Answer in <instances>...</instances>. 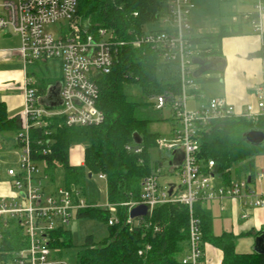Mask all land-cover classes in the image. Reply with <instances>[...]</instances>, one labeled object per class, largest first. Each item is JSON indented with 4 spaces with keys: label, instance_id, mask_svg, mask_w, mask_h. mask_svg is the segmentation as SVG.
I'll return each mask as SVG.
<instances>
[{
    "label": "built area",
    "instance_id": "built-area-1",
    "mask_svg": "<svg viewBox=\"0 0 264 264\" xmlns=\"http://www.w3.org/2000/svg\"><path fill=\"white\" fill-rule=\"evenodd\" d=\"M252 1L253 13L243 17L257 34L262 35L264 1ZM77 7L78 0H0V31L10 30L20 36L19 54L24 64L33 66L56 62L60 65L62 76V105L53 109L41 104L33 82L26 81L25 109L21 131L17 136V163L7 170L13 195L10 200L0 196V242L12 227L21 230L26 242L24 249L13 254L11 264H65L52 256L56 250L50 247L51 234L56 230H65L77 217L78 211L107 209L111 215L109 226H114L120 222L118 207H125L128 208L125 223L133 228L156 208L170 204L186 206L189 210V240L181 264H223V257L212 260L208 255L209 249L205 248L201 222L195 216L194 206L197 203L207 205L240 201L246 209L264 208V193L250 188V184L264 179V172L256 174L250 183L249 177H246L238 183L224 185L221 177L214 174L213 161H208L206 166L200 162V131L215 121L233 119L258 122L264 116V76L263 81L253 88V102L240 112L225 98L204 100L200 85L194 78L198 67L193 60L209 58L211 51L192 43L194 33L189 22L196 4L192 0H167L164 9L167 16L159 21L162 29L137 36L131 45L135 48L150 46L158 52L161 63L173 64L177 70V92L169 88L149 98L154 102L155 110L167 107L173 112V120L178 128L173 132V139L159 138L157 148L171 156L172 160L174 152L182 154L180 165H173L172 161L168 163L170 172L179 170L180 183L161 186V165L143 180L139 202L91 205L77 187L49 189L45 185L50 177L47 173L41 174L39 166L42 164L33 156L35 148L41 146L43 141L36 140V147L32 145V132L46 129L48 120L53 118L62 120L67 128H92L105 121L103 111L97 106L99 88L94 82L100 75L112 72L117 53L129 42L116 40L114 34L105 29L93 34L80 28L79 21L75 19ZM62 21L71 22L70 30L62 32L60 37H54L47 28ZM45 135L48 136L47 131ZM50 145L47 140L46 147L37 151L46 155L50 152ZM132 151L141 154L143 149L136 145ZM97 177L99 180L106 179L103 174ZM217 177L221 183H217ZM137 206H146L147 215L134 220L130 212ZM247 215L244 214V218H248ZM155 231L159 232L160 229L156 228ZM145 249L149 251L150 247ZM145 251H140L139 255L142 256Z\"/></svg>",
    "mask_w": 264,
    "mask_h": 264
},
{
    "label": "trees",
    "instance_id": "trees-1",
    "mask_svg": "<svg viewBox=\"0 0 264 264\" xmlns=\"http://www.w3.org/2000/svg\"><path fill=\"white\" fill-rule=\"evenodd\" d=\"M166 1L78 0L75 19L79 21L80 28L93 34L99 29L108 30L116 40L128 41L129 45L117 53L112 72L100 75L94 82L99 88L97 106L105 115L102 125L67 128L62 120L53 118L48 120L46 129L32 132L33 147H36V140L43 141L41 146L35 148L33 156L43 165L45 173L50 175L51 182H55L53 175L59 169L64 171L61 186L65 189L85 184L89 174L92 177L103 174L106 176L108 204L140 201L143 180L162 165L152 157V150L157 147V140L161 137L148 132L152 120L139 116V104L128 98L125 88L140 87L147 96L169 88L175 92L179 89L177 70L173 64L161 63L158 52L150 46L135 48L131 45L137 36L146 33V26L159 23ZM238 33L222 27L217 34L194 35L192 43L197 47L208 46L210 56H213L218 54L224 38ZM254 56L264 61V46ZM41 82L43 87H37L38 95L44 94L46 89L45 81ZM196 82L209 81L200 77ZM20 127V122L10 119L5 105L0 104V134L13 132L17 140ZM251 130L264 132V116L255 123L233 119L215 121L200 131V162L206 166L208 161H213L214 174L220 176L226 186L232 182L235 165H239L241 174L252 181L255 179V158L264 154V144L253 146L245 141L244 134ZM134 134H139L143 140L141 154L132 151L136 148L132 137ZM47 140L51 144L50 152L43 155L37 150L46 147ZM79 144H84L86 149L84 164L76 167L71 165L69 153ZM194 213L201 222L205 248L221 251L223 264H264L262 255L237 252L238 240L249 233L216 236L212 232V213L206 205L197 203ZM118 216L119 224L109 226L111 215L107 209L78 211L77 219H95L104 224L108 231L107 237L99 243H95L92 236L85 239L78 255V264H181L189 240V210L186 206L162 205L133 228L125 223L128 208L118 207ZM12 228L0 242V264H11L13 254L26 247L21 230ZM156 228L160 231L156 232ZM71 237L70 231L56 230L51 234L50 247L53 250L69 248L72 246ZM147 246L150 247L149 251H145ZM142 250L145 252L140 256Z\"/></svg>",
    "mask_w": 264,
    "mask_h": 264
},
{
    "label": "crops",
    "instance_id": "crops-1",
    "mask_svg": "<svg viewBox=\"0 0 264 264\" xmlns=\"http://www.w3.org/2000/svg\"><path fill=\"white\" fill-rule=\"evenodd\" d=\"M239 1L240 5L251 6L252 8L247 12L243 11L236 13V16L240 17L239 19H241L242 22L238 21L230 25L222 26L234 29L239 33L222 40L218 49V54L210 56L216 59V62L213 63L214 66L212 70L202 76L203 79L209 82L199 84L201 88L200 92L204 100L225 98L238 112L242 111L246 105L253 102V88L263 81L264 76V61L254 56L264 46V14L262 18V35L257 34L253 27H249L248 29L244 28V24L249 22L244 20L243 16L253 13V1ZM240 14L241 16H239ZM202 28L203 27H198V30L201 31ZM195 29V26H192L194 34H196ZM0 32V104L5 105L9 118L18 120L21 125L22 113L24 112L26 102V81L30 80L33 82L36 89L38 87L33 74L35 68L40 67L49 69V64H52L54 67L58 64L60 74L61 68L59 63L56 62L38 63L33 66H26L19 54V48L21 46L20 36L10 30ZM207 35L212 34L209 33ZM47 80L48 81L45 82L46 89L44 94H39L42 105L47 88L61 82L60 79L55 81L50 78ZM40 87L43 86L40 85ZM10 134H14L16 138L13 132L0 134V144L1 139H4L2 135L7 137ZM17 147L16 140V149ZM1 149L2 146H0V152ZM83 164L84 162H82L80 166ZM9 168H12V166ZM5 175L7 177L5 182H3L5 178L3 180L0 178V195L8 198L12 197L13 194L7 171ZM253 185H255L254 191L264 193V179L261 182L255 181ZM214 203L219 205L222 217L224 216L226 218L230 216L232 234L239 236L244 233H249L248 236L239 239L240 244H238V246L243 250L240 253H254L255 238L258 234L264 232V208L246 209L240 201H222ZM206 207L211 211L210 207L207 205ZM244 214H248V218H244ZM208 255L212 257V260L222 257L221 251L214 248L209 249Z\"/></svg>",
    "mask_w": 264,
    "mask_h": 264
},
{
    "label": "rangeland",
    "instance_id": "rangeland-1",
    "mask_svg": "<svg viewBox=\"0 0 264 264\" xmlns=\"http://www.w3.org/2000/svg\"><path fill=\"white\" fill-rule=\"evenodd\" d=\"M196 4V10L190 17L191 26H195L196 37L200 35L207 34H217L220 32L222 26L230 25L236 22H242L240 17L236 16V13L247 12L251 9V6H242L240 5L239 0H192ZM167 16L165 10L163 9L161 13V21ZM241 16V14L239 15ZM156 23L155 25H148L145 27V31L149 32L151 30L162 29L163 25ZM71 26L70 21H62L56 25L47 28L48 32L54 37H60L63 33L69 32ZM198 27H203L198 30ZM252 26L249 23L244 24V28L248 29ZM1 33V32H0ZM202 48H207L208 46H200ZM52 63V62H49ZM58 64L54 67L52 64H49V69L46 68H35L33 74L38 86H43V82L48 81L47 79L61 80V74L58 70ZM195 70V68H194ZM125 93L131 101H134L139 104V116L150 118L152 122L149 124L147 130L150 134H157L161 138L173 139V132L178 128L177 124L173 120V112L170 108L165 107L163 110H155L153 107L154 102L151 101L149 96H147L142 88L137 86H127L125 88ZM192 106V105H190ZM189 106V107H190ZM4 139H1L2 146L0 152V178L3 182L6 181L5 172L10 166H15L17 161V149H16V138L14 134H10L7 137L2 135ZM86 146L84 144H79L74 146L70 151V163L72 166L79 167L82 162H84V153ZM152 157L155 161H160L163 167V175L159 177V184L161 186L175 183L179 184V170H176L174 173L170 172V161L172 157L167 155L164 151L160 152L157 147L152 150ZM41 174H46L44 167L39 166ZM255 171L256 174L262 173L264 171V154H260L255 158ZM49 175V174H48ZM232 182L238 183L241 180H244L247 176L240 173L239 165H235L232 170ZM55 176V182L49 181L45 182V185L49 189H55L60 187L64 181V171L57 170L53 175ZM50 177V175H49ZM217 183H221L217 177ZM62 187V186H61ZM78 190L82 193L84 199L87 203L91 205L105 206L108 204V194L107 193V182L106 180H99L96 175L85 182L83 185H79ZM250 188L254 189L255 185L250 184ZM14 192V191H13ZM1 196V195H0ZM7 198V197H6ZM10 200L11 197H8ZM212 211L213 218V233L216 236H221L223 233H231V220L230 216L226 218L220 213L219 205L217 203H208ZM243 224V223H242ZM67 231L71 232L72 235V246L65 249H55V252H52V256L65 264H78V255L84 247L85 239L88 236L94 238L95 243L103 241L107 235L108 231L104 224L98 223L95 219H73L68 227ZM240 240L237 242V252H242L243 250L239 248ZM254 252V250H253Z\"/></svg>",
    "mask_w": 264,
    "mask_h": 264
},
{
    "label": "water",
    "instance_id": "water-1",
    "mask_svg": "<svg viewBox=\"0 0 264 264\" xmlns=\"http://www.w3.org/2000/svg\"><path fill=\"white\" fill-rule=\"evenodd\" d=\"M216 62L215 58H195L193 60L194 65L198 68L194 72V78L200 79L204 74L212 70L214 66L213 63ZM61 82L56 85L49 86L46 91L43 105L49 109L58 108L62 105V100L60 98L61 92ZM133 141L136 145H142L143 140L139 134H134ZM244 139L247 143L253 146H260L264 144V132L259 130H251L244 134ZM173 160L171 164L180 165L182 163L183 156L180 152H174L172 154ZM92 178V174H89V179ZM249 183L251 179H248ZM147 215L146 206L134 207L130 212V217L135 220V218L145 217ZM254 253L264 256V232L258 234L255 238V246L253 248Z\"/></svg>",
    "mask_w": 264,
    "mask_h": 264
}]
</instances>
